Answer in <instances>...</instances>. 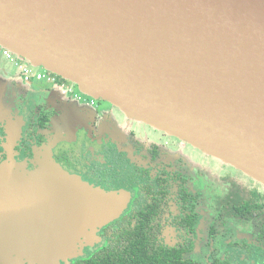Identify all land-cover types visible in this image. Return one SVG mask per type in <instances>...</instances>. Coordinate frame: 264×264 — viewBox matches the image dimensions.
Instances as JSON below:
<instances>
[{
	"label": "water",
	"instance_id": "obj_1",
	"mask_svg": "<svg viewBox=\"0 0 264 264\" xmlns=\"http://www.w3.org/2000/svg\"><path fill=\"white\" fill-rule=\"evenodd\" d=\"M0 45L264 185V0H0ZM126 199L0 166V263L61 264Z\"/></svg>",
	"mask_w": 264,
	"mask_h": 264
},
{
	"label": "flooded vegetation",
	"instance_id": "obj_2",
	"mask_svg": "<svg viewBox=\"0 0 264 264\" xmlns=\"http://www.w3.org/2000/svg\"><path fill=\"white\" fill-rule=\"evenodd\" d=\"M5 50L0 45V166L18 162L34 171L52 156L93 188L128 197L67 264L122 244H140L162 264H264L263 184L217 158L212 171L210 155L59 76L54 85L26 82ZM72 98L85 106L71 108Z\"/></svg>",
	"mask_w": 264,
	"mask_h": 264
},
{
	"label": "rangeland",
	"instance_id": "obj_3",
	"mask_svg": "<svg viewBox=\"0 0 264 264\" xmlns=\"http://www.w3.org/2000/svg\"><path fill=\"white\" fill-rule=\"evenodd\" d=\"M27 64H30L28 61H26ZM31 65V64H30ZM32 66V65H31ZM13 67L17 70V68L13 65ZM2 68H3V63L0 62V75H1V78H0V91L2 89V84H3V80L2 77L4 76V73L2 72ZM37 71V70H36ZM19 73V72H18ZM20 74V73H19ZM74 86V85H73ZM76 89L80 90V88L78 86H75ZM63 96L66 97L65 99H68V94L66 92H62ZM84 103H80L76 100H74L72 98L71 100V108H78L79 109H82L84 107ZM5 115V112L3 113ZM141 130H146V128L144 129H139L138 128V131L140 132ZM198 151V150H196ZM200 152V151H198ZM210 159H208V164H209V168L212 170V171H215L214 168L215 167H219L220 166V163L216 158L214 159V157H209ZM114 194H117V193H114ZM121 195H125V193H120ZM127 197V195H125ZM128 202V197L124 203V206L121 207L120 211L117 213V215H112V216H103L101 217L100 219H98L96 222L92 223L89 227H85L83 228V230L79 233L78 235V238H77V243L80 244V248L79 249H75L73 252L71 251L68 255H67V258L61 262V264H67L68 263V260H73L75 259L77 256H80L81 254H83L85 252V249L88 248V247H91L93 245V242H94V232L97 228V226L99 224H102L104 222H107V221H111L115 218H117L122 212L123 210L125 209L126 207V204ZM112 208H110V211L108 212H111ZM1 264V263H0ZM24 264H29V263H24Z\"/></svg>",
	"mask_w": 264,
	"mask_h": 264
},
{
	"label": "trees",
	"instance_id": "obj_4",
	"mask_svg": "<svg viewBox=\"0 0 264 264\" xmlns=\"http://www.w3.org/2000/svg\"><path fill=\"white\" fill-rule=\"evenodd\" d=\"M122 245L121 248L115 245L110 251L100 253L99 258L77 264H136L137 260H142L143 264H162L150 249H144L140 244H134L128 249Z\"/></svg>",
	"mask_w": 264,
	"mask_h": 264
},
{
	"label": "built area",
	"instance_id": "obj_5",
	"mask_svg": "<svg viewBox=\"0 0 264 264\" xmlns=\"http://www.w3.org/2000/svg\"><path fill=\"white\" fill-rule=\"evenodd\" d=\"M5 57L9 62H11L12 65L17 68L21 78L24 79L26 82L45 80L52 85L57 83V75L42 68L27 64L25 60H22L8 49L5 50Z\"/></svg>",
	"mask_w": 264,
	"mask_h": 264
}]
</instances>
